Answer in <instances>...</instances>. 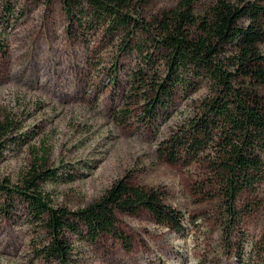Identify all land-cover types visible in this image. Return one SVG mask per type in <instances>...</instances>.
I'll use <instances>...</instances> for the list:
<instances>
[{"label": "rangeland", "instance_id": "374dc122", "mask_svg": "<svg viewBox=\"0 0 264 264\" xmlns=\"http://www.w3.org/2000/svg\"><path fill=\"white\" fill-rule=\"evenodd\" d=\"M180 1L134 0L133 11L153 22ZM211 2L192 0L194 13ZM67 27L62 0H0V120L10 126L0 184L23 190L25 178L45 170L35 180L40 195L50 207L74 212L126 179L161 191L164 203L180 211L179 230L146 209L117 213L129 249L109 234L91 242L68 232L78 264H264V193L258 190L261 205L224 236L216 186L201 159L170 163L159 155V143L205 89L176 98L152 129L134 107L125 109L138 56L118 53L98 35L88 43ZM258 92L264 97V84ZM252 202L255 195L243 192L237 204ZM43 217L34 218L19 193L0 194V264H50L35 253L49 239Z\"/></svg>", "mask_w": 264, "mask_h": 264}, {"label": "trees", "instance_id": "16d2710c", "mask_svg": "<svg viewBox=\"0 0 264 264\" xmlns=\"http://www.w3.org/2000/svg\"><path fill=\"white\" fill-rule=\"evenodd\" d=\"M133 1L62 0L66 29L88 43L98 35L118 53L138 56L126 80L125 109L129 114L134 107L152 129L176 98H190L200 87L205 89L197 103L191 100L194 108L180 127L159 143V155L170 163L201 159L216 186L223 233L229 237L232 226L261 205L258 190L264 193V97L258 92L264 84V2L212 0L196 15L192 0H182L147 22L133 11ZM9 128L0 120V154ZM43 174L45 170L33 171L23 190L0 184V194L10 198L17 192L34 218L45 215L49 239L35 253L50 264H78L68 232L91 242L109 234L129 249L119 212L135 215L146 209L156 222L174 230L182 227L180 211L164 203L161 191L126 179L84 208L54 209L36 185ZM243 192L254 194L256 202L238 206Z\"/></svg>", "mask_w": 264, "mask_h": 264}]
</instances>
